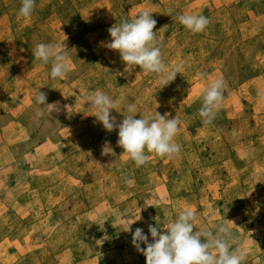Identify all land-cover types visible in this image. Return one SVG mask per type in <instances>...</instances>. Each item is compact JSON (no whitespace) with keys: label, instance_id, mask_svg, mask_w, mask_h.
<instances>
[{"label":"rangeland","instance_id":"rangeland-1","mask_svg":"<svg viewBox=\"0 0 264 264\" xmlns=\"http://www.w3.org/2000/svg\"><path fill=\"white\" fill-rule=\"evenodd\" d=\"M236 5L230 18L244 11L248 18L223 21L224 28L213 32L222 9ZM20 7L21 0H0V228L14 226L0 239V264H43L46 257L59 264H146L132 243L135 229L142 228L151 243L148 226L164 227L187 207L196 214L197 230L215 232L228 224L246 253L243 264H264V0H37L28 18ZM144 11L156 20L164 62L182 65L165 87L156 74L127 66L106 47L110 27ZM185 13L204 15L210 23L192 33L176 19ZM65 28L86 33L83 41L73 47ZM40 43L65 44L71 69L62 81L71 88L51 78L50 63L33 71L44 65L33 55ZM91 66L99 69L106 93L122 97L118 112L111 113L117 124L123 115L178 116L179 153L150 154L139 167L123 155L118 128L108 132L89 117L81 96L87 85L74 82ZM217 78L225 84L224 100L212 124L204 125L203 94ZM34 89L46 94L47 103L59 102L60 110L38 116ZM129 104L136 113L126 111ZM106 142L113 152L103 155ZM52 168L58 173L36 181L37 170ZM69 174L81 180L77 198L55 208L61 199L39 191ZM130 185L141 194L136 213L133 203L119 209L115 204ZM26 218L32 224L19 221Z\"/></svg>","mask_w":264,"mask_h":264},{"label":"clouds","instance_id":"clouds-1","mask_svg":"<svg viewBox=\"0 0 264 264\" xmlns=\"http://www.w3.org/2000/svg\"><path fill=\"white\" fill-rule=\"evenodd\" d=\"M37 0H21L19 14L30 17L36 7ZM179 23L192 33H200L209 25V19L204 15L195 13L180 14L176 17ZM156 20L152 13L144 11L132 19H124L108 29L111 41L106 47L117 51L123 62L139 66L141 69L156 74L162 85L167 86L173 82L182 65L170 67L163 58L161 49L157 46ZM65 44L63 48L58 43H40L33 52L36 60L43 64H51L50 76L52 79H63L71 69V60ZM224 81L221 78L211 80L203 94L202 107L199 115L204 125L214 121L218 110L224 100ZM33 99L39 106L38 116H43L44 111L51 113L59 111V102L47 103V96L41 89L33 90ZM88 108L95 112L93 115L105 130L112 132L118 128V146L123 155L129 157L136 166L147 164L150 154L171 158L179 153L180 145L175 142V137L181 130V120L178 116L169 119V114L155 115L140 114L123 115L124 119L117 124L116 118L111 115L117 111L122 103L121 98H113L108 93L95 90L83 98ZM264 99V97H262ZM128 113H136L134 104L126 106ZM118 112V111H117ZM113 152L109 143H105L102 154ZM129 184L132 181H128ZM141 216L135 220L139 221ZM197 217L191 207L179 211L171 220H166L164 227L149 225L152 242L142 228H136L132 235L133 246L146 257V264H243L246 253L243 247L237 244L232 229L228 224L211 230H197L194 227ZM229 221V220H228ZM135 222H130L133 225ZM230 222V221H229ZM165 229L166 231H161ZM195 230V231H194ZM127 231H130L127 230ZM99 242V240L97 241ZM141 244H146L142 248Z\"/></svg>","mask_w":264,"mask_h":264},{"label":"crops","instance_id":"crops-1","mask_svg":"<svg viewBox=\"0 0 264 264\" xmlns=\"http://www.w3.org/2000/svg\"><path fill=\"white\" fill-rule=\"evenodd\" d=\"M239 5L226 7L225 9H222V11L220 10L221 12L218 11L216 13V14H218L220 12L218 14V16L220 17V21L217 23V25H215V28H214L213 32H216L218 30V27H220L221 29L224 28L223 23H221L223 21L232 22V24H233L232 20H234L235 18H240V19H236L237 21L245 20V19L248 18V16H247L248 12L245 13V11L241 12V15H239V17H233L232 19L230 18V16H232L230 14H233L237 10V8H240ZM227 24H229V23H227ZM229 26H230V24H229ZM65 30L67 31V34L65 32V36L69 37V39H71L73 41V43H74V46L71 43L70 46H68V47L77 46L81 42V37H82V41H83V38L86 35V33L76 34V33L72 32V31H69L67 28H65ZM38 32H40V31H38ZM59 35L60 36H64V34H62V33H59ZM40 37L44 38V36H43V34L41 32H40ZM30 48H32V47H30ZM69 49H71V48H69ZM64 50L67 51V49H64ZM45 68H47V65L44 64V65L39 66L38 68L36 67L35 70H33V71L38 73L39 71H42ZM57 82H60L61 86H65V87L67 86V83L63 82L62 79H60V78L57 79ZM74 82H75L76 85H84V86H85V84L87 85L86 89H85V92H83V94L81 95L82 97H86L90 92L95 91V90H101V91H104V92H106V90H107L105 85H104V83H103V81H102V79H101V77H100V75H99V69L96 66L89 67L85 71V73L82 74L81 76H79L78 78H76V80ZM35 86L37 87L38 85H35ZM71 86H73V85L70 84L67 87L71 88ZM185 99H187V96H186ZM87 107H89V106H87ZM89 112H90L89 113V117L91 115L92 119H96L93 116V115H95V112L93 110H91V109H89ZM61 144H63V143H61ZM43 146H45V144L40 146V148L43 147ZM61 165H62L61 162L56 164V166H58L59 169H61ZM39 166H41V165H37V167H39ZM35 167L36 166H33L32 169H35ZM59 169H53L52 168V169H49L50 171H47V172H43V171L37 170L38 174L34 178H36V181L37 180H41L43 178L42 175H44V174L45 175H49L52 172L58 173L57 170H59ZM28 173L30 175L33 174V171L31 170V168L29 169ZM19 176H22V175H19ZM27 177L31 178L28 175H27ZM74 177L75 176H73L72 174L71 175L69 174L67 177H65L58 184V186H55V187H52V188H48V189H46V188L40 189L39 192L42 194L43 191H44V193L49 194L53 199L60 198L61 201H58L56 203V205L55 204L53 205V207L57 208V205H63V203H60V202H64V203L66 202L67 203V202H70V201L75 200L77 198V195L75 194L76 193V188H77V185L81 182V180L80 179H75ZM28 178H26V179L28 180ZM117 179L119 181L121 180L119 175H117ZM29 182H30V189L33 192H37L38 193L37 189H35V187H33L35 185V183H34L35 179H33V176L31 178V180H29ZM170 191L172 192V189H170ZM127 192H129V193H127V194L121 193L120 194V198H123V199H118L116 201V203H115L116 207H117V209H119L123 205H129V204L133 203V207L130 210H131L132 213H136V212L139 211L140 198H141L140 195L141 194H140L139 190H135L134 187L131 186V185L128 187V191ZM9 193L11 194V192H9ZM6 194L7 193H5V195ZM5 195H4V197H5ZM38 195H39V193H38ZM169 205L171 206V202H170ZM169 205L166 206V207L168 208ZM155 207H153L151 210L152 211H157L160 208H162V206H160L158 208H155ZM19 221H22L23 223H25L27 225H30V223L32 222V220L30 218L20 219ZM10 226L11 227L6 226V227H1L0 228V239L5 237L6 235L11 234L12 230L14 229V226L13 227H12V225H10ZM151 242H152V238H151ZM23 259H27V257L21 258L20 260H23ZM42 262H43V264H50L51 262H53L55 264H59L58 261H55L53 259L51 260L50 257L44 258Z\"/></svg>","mask_w":264,"mask_h":264}]
</instances>
